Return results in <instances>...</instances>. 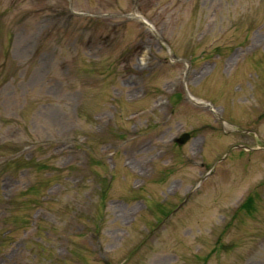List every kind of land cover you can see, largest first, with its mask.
I'll return each mask as SVG.
<instances>
[{"label": "rangeland", "instance_id": "1", "mask_svg": "<svg viewBox=\"0 0 264 264\" xmlns=\"http://www.w3.org/2000/svg\"><path fill=\"white\" fill-rule=\"evenodd\" d=\"M0 264H264V0H0Z\"/></svg>", "mask_w": 264, "mask_h": 264}, {"label": "water", "instance_id": "2", "mask_svg": "<svg viewBox=\"0 0 264 264\" xmlns=\"http://www.w3.org/2000/svg\"><path fill=\"white\" fill-rule=\"evenodd\" d=\"M189 139V134L185 133L183 134L180 139H178L179 143H185Z\"/></svg>", "mask_w": 264, "mask_h": 264}]
</instances>
